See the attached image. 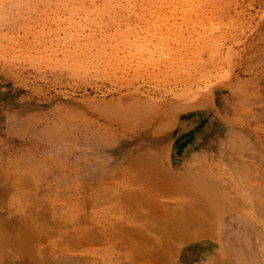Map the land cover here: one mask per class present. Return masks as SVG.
<instances>
[{
    "label": "rangeland",
    "instance_id": "1",
    "mask_svg": "<svg viewBox=\"0 0 264 264\" xmlns=\"http://www.w3.org/2000/svg\"><path fill=\"white\" fill-rule=\"evenodd\" d=\"M140 153L166 226L200 228L91 183ZM0 229V264H264V0H0Z\"/></svg>",
    "mask_w": 264,
    "mask_h": 264
},
{
    "label": "bare ground",
    "instance_id": "2",
    "mask_svg": "<svg viewBox=\"0 0 264 264\" xmlns=\"http://www.w3.org/2000/svg\"><path fill=\"white\" fill-rule=\"evenodd\" d=\"M162 1V0H161ZM91 19V18H90ZM167 110V109H166ZM169 110L170 109H168L167 111H165V113L166 112H169ZM149 112L150 111H152V110H148ZM163 114L162 115H164V112H162ZM169 114V113H168ZM160 116H158V117H163L161 114H159ZM167 115V114H166ZM170 115V114H169ZM172 115H174V114H172ZM180 115V114H179ZM171 116V115H170ZM177 116H178V114H177ZM176 116V117H177ZM196 116V115H195ZM195 116H193L192 117V120H194L195 119ZM134 117H135V115H134ZM152 117H154V116H152ZM165 117V116H164ZM179 118V117H178ZM184 118V117H183ZM151 119V118H150ZM184 119H186V118H184ZM130 120H132V119H130ZM176 120H177V118H176ZM160 122V121H159ZM150 125V124H149ZM159 125V124H158ZM157 125V126H158ZM146 126V125H145ZM184 126V125H183ZM188 127V126H187ZM181 128V127H180ZM212 128V130H214V129H217V128H219L218 126H216V127H211ZM163 129V128H162ZM211 130V131H212ZM202 131H205V132H207V133H211V131L209 130V127L207 126V127H204L203 128V130ZM140 145H142V142L141 143H139L138 144V147H135L134 149H131L130 151L131 152H135V149L136 150H138L139 151V148H140ZM137 152V151H136ZM137 153H139V152H137ZM124 155V154H123ZM138 155V156H137ZM137 155H135V156H132L131 154L130 155H128V154H125V156H122V159L124 160V163H123V165L122 166H119V167H117V166H114V165H112V166H110V168H108V167H103V163H101L100 165V167H101V170H99V172L98 173H96V174H94V175H92V177H91V183H93V181H94V183H98V184H100V183H104V182H106V181H108V180H110V179H113L114 177H116L117 175H120L121 174V178H123L124 176H126V178L128 177V181L126 180V188L124 189V191H123V194L122 195H124L125 197H127V196H130L129 198H130V200L129 201H131V202H129L130 204H135L137 201H139V206H140V209H142V212H143V214H144V216L145 215H148V214H152L153 215V217L154 218H156L157 220H158V222L160 223V222H164V226H166L169 222V220L172 218V217H174L175 215H173V213L172 214H169V215H167V213H166V206L165 205H163V203H162V201H160L159 200V198L157 199V197L159 196L158 194H157V192H158V190L156 189V193L154 192V190H148V189H146L145 191L144 190H142V188H141V186H143V185H141V183H140V180H139V178H141V181H142V176L144 175H142L141 173H140V169H138L137 167H138V165H140L141 164V162L142 161H144V159H145V157H143V156H141V153L140 154H137ZM111 157V156H110ZM158 158L159 157H156V159L154 158L153 160L155 161H157L158 160ZM166 158V157H165ZM91 163H92V160H91V162L90 161H88V162H86L85 164H83V169H84V171H83V174L82 175H87L88 174V172L90 171V169L92 168V165H91ZM152 163V162H151ZM170 163V162H169ZM138 164V165H137ZM153 165H155L154 167H155V170H157V164L155 163V164H153ZM103 167V168H102ZM148 168H150V169H154L152 166L150 167H148ZM146 169V168H145ZM142 170V169H141ZM145 171V170H144ZM173 171H174V169H173ZM147 172V171H146ZM147 174H148V172L144 175V176H146L147 177ZM181 174V173H180ZM180 174L179 173H174V174H172V173H166V174H164V172H158V176H156L157 178H159V179H164V180H167L168 182L170 181V179H171V182H173L174 180H176V179H178L179 177H180ZM140 175H141V177H140ZM183 174H181V176H182ZM187 175V174H186ZM145 177V178H146ZM152 177V176H151ZM132 178V179H131ZM145 180V179H144ZM143 180V181H144ZM147 180V179H146ZM156 180V179H155ZM152 181H154V180H152ZM86 182V181H85ZM186 184V183H185ZM145 186V185H144ZM147 186V185H146ZM112 187V186H111ZM150 187V186H149ZM162 187V186H161ZM146 188V187H145ZM163 188V187H162ZM163 191V190H162ZM161 193V192H160ZM161 194H163V193H161ZM160 194V195H161ZM123 196V197H124ZM143 196H145L144 198H143ZM204 195H200L199 197H203ZM109 197V196H108ZM115 197V196H114ZM161 197H162V199H165L164 198V195L162 196L161 195ZM175 197H177V196H175ZM207 197V196H206ZM209 197V196H208ZM211 197V196H210ZM209 197V198H210ZM120 198H121V196H120ZM167 199V198H166ZM202 199V198H201ZM213 199V198H212ZM125 200V199H124ZM169 200V199H168ZM170 200H172L171 198H170ZM205 200V199H204ZM215 200V199H214ZM126 201V200H125ZM124 201V202H125ZM128 201V200H127ZM208 201V200H207ZM111 202V204H112V200L110 201ZM120 202V201H119ZM204 202H206V201H204ZM107 203V202H106ZM114 203V202H113ZM128 203V204H129ZM104 204V203H103ZM137 204V203H136ZM135 204V205H136ZM102 205V204H101ZM106 205V204H105ZM197 205H199L200 206V201H198V203H197ZM208 205V204H207ZM170 206V205H169ZM183 206V205H182ZM192 206V205H191ZM133 207H135V206H133ZM119 208V207H118ZM132 208V207H131ZM135 209V208H134ZM181 209H182V207H181ZM180 209V210H181ZM196 209V208H195ZM205 209V208H204ZM133 210V209H132ZM131 210V211H132ZM191 210V209H190ZM135 211V210H134ZM198 211V210H197ZM205 211V210H204ZM208 211V210H207ZM227 211V210H226ZM133 212V211H132ZM141 212V213H142ZM201 212V211H200ZM86 212H84V214H85ZM135 213V212H134ZM137 213V212H136ZM204 213H207L208 214V212H204ZM45 214H46V212H45ZM49 214H50V212H49ZM49 214H47L48 216H50ZM140 215H142V214H140ZM149 215V216H150ZM199 215V214H198ZM212 215V214H211ZM40 216V215H39ZM47 216V217H48ZM42 217V216H41ZM45 218L46 219V223H48L47 222V219H49V217L48 218ZM141 217H143V216H141ZM151 217V216H150ZM198 217V216H197ZM51 218V217H50ZM139 218V217H138ZM195 218V217H194ZM44 219V220H45ZM55 219H56V217H55ZM55 219H54V221H55ZM177 219L178 220H180V225H170L169 227H167L166 226V228H168L170 231L168 232V233H170L169 234V236L171 237V235H175V234H177V235H182V232H185L186 230H189V229H198L197 227H199L198 226V221L196 222V221H194V219H192V216H190L189 214H185V215H182V217L180 218V216L178 215L177 216ZM177 219L175 218V220L177 221ZM203 219H204V217H203ZM50 220V219H49ZM62 220V219H61ZM61 220L58 222V220H57V223H59V225H60V222H61ZM78 221H74L73 222V233H74V236L76 237V242H75V246H74V244L72 245V246H74V247H71V246H69V245H67L66 244V246L64 247V249L65 250H68V252L70 251V248H74V249H76V248H78V249H80V247L82 246V242H84V241H89V240H93V239H95L96 237H95V232L92 234V231L90 232V234H89V232L88 231H86V230H84L83 228H82V226L83 225H85L86 226V221L84 220V215H83V217H81V218H78L77 219ZM132 220V219H131ZM138 220H140V219H138ZM52 221V220H51ZM53 221V222H54ZM111 221V220H110ZM56 222V221H55ZM82 223V224H79V223ZM117 222H119V221H117ZM168 222V223H167ZM201 222V221H200ZM1 223H2V221H1ZM52 223V222H51ZM86 223V224H85ZM171 223H173L172 222V220H170V224ZM203 223H205V222H203ZM202 222H201V226H202V224H203ZM3 224V223H2ZM50 224V223H49ZM48 224V225H49ZM68 223H66V225H67ZM75 224V225H74ZM128 224H130V223H128V222H122V223H119V224H110V225H108V229L110 230V231H112L111 232V234H113V233H118L117 231H119V232H124V231H127L126 229L127 228H133V227H129V225ZM176 224V223H175ZM56 225V223L54 224L53 223V226H55ZM58 224L56 225L57 227L59 226ZM65 225V224H64ZM64 225H60V229H63V232L61 233V230H58L59 231V234H60V236L61 237H64V239H66V238H68L67 236H65V234H66V229H64L63 227H64ZM88 225V224H87ZM200 225V224H199ZM105 226H107V225H105ZM71 227V226H70ZM78 227H80L79 228V230H77L78 229ZM100 227V226H99ZM136 227H138V226H136ZM140 227V226H139ZM138 227V228H139ZM56 228V227H55ZM88 228V227H87ZM96 228V227H95ZM137 228V231L139 230ZM141 228V227H140ZM200 228V227H199ZM202 228V227H201ZM212 228V227H211ZM70 229V228H69ZM93 228H91L90 230H92ZM101 229V228H100ZM99 229V230H100ZM157 229V228H156ZM57 230V229H56ZM94 230V229H93ZM117 230V231H116ZM133 231L135 230V228L134 229H132ZM132 230H128V232H131ZM0 231H1V229H0ZM69 231V230H68ZM101 231V230H100ZM106 231V230H105ZM108 231V230H107ZM109 231V232H110ZM114 231V232H113ZM132 231V232H133ZM137 231H134V232H137ZM141 231V230H140ZM161 231V230H160ZM3 232V231H2ZM2 232H0V233H2ZM6 232V231H5ZM70 232V231H69ZM139 232V231H138ZM155 232V231H154ZM158 232H159V230H158ZM156 233V234H159V233ZM206 232V231H205ZM9 233V232H8ZM101 233H102V231H101ZM162 233V232H161ZM164 233V232H163ZM5 235V233H2V235ZM7 234V233H6ZM72 234V233H71ZM79 234V235H78ZM106 234V233H105ZM107 234H108V232H107ZM110 234V233H109ZM198 234V233H197ZM8 235V234H7ZM6 235V236H7ZM11 235V234H10ZM121 235V234H120ZM167 235V234H166ZM13 236V235H12ZM99 236L100 235H97V237H98V240H100V238H101V240L102 241H100V243L101 242H103V240L105 239L104 237H100L99 238ZM101 236H102V234H101ZM106 236H109V235H106ZM114 234H113V238H114ZM168 236V235H167ZM8 237H9V235H8ZM23 237V236H22ZM69 237H72V236H69ZM111 237V238H112ZM163 237V236H162ZM2 238V237H1ZM9 238H11V237H9ZM8 238V239H9ZM27 237H25V239H26ZM102 238H104V239H102ZM110 238V239H111ZM112 238V239H113ZM126 238V237H125ZM164 238V241L166 240V238L165 237H163ZM163 238H162V240H163ZM3 240L5 239V237L4 238H2ZM1 239V240H2ZM15 239V238H14ZM21 239V238H20ZM183 239V238H182ZM17 240V239H16ZM16 240H15V242H16ZM21 240H23V239H21ZM74 240V239H73ZM107 240V239H106ZM130 240V239H129ZM152 240H154V239H152ZM152 240H149L148 238H143V239H141V240H136V241H142L143 242V244H147V243H150V241H152ZM9 241V240H8ZM29 241V240H28ZM31 241V240H30ZM96 241V240H95ZM112 241V240H111ZM124 241H125V239H124ZM134 241H135V239H134ZM164 241H162V242H164ZM170 241H172V240H170ZM179 241V240H178ZM61 242V241H60ZM64 242V241H63ZM74 242V241H73ZM175 242V241H174ZM9 243V242H8ZM25 243H27V241L25 242ZM30 243V242H29ZM89 243H91V242H89ZM124 243V242H123ZM14 244V243H13ZM28 244V243H27ZM103 244H104V242H103ZM129 244V243H128ZM133 244V243H132ZM152 244H155V245H153L152 247H150L151 248V250L152 249H155L156 247H158V246H160V245H162V243H161V239H159V236H156L155 237V241H154V243H152ZM163 244H165V243H163ZM181 243H179V245H180ZM18 245H19V242H18ZM105 245V244H104ZM107 245V244H106ZM85 246V245H84ZM83 246V247H84ZM162 246H164V245H162ZM13 247V246H12ZM18 247V249H19V247L20 246H17ZM22 247V246H21ZM20 247V248H21ZM27 247V246H26ZM0 248H1V246H0ZM14 248H15V246H14ZM179 249V248H178ZM3 250H5V249H3ZM20 250V249H19ZM24 250V249H23ZM81 250V249H80ZM146 250V249H145ZM158 250V249H157ZM123 251V250H122ZM178 251V250H177ZM26 252V251H25ZM141 252H142V250H141ZM145 253V252H144ZM147 253V252H146ZM95 255V254H94ZM184 256H185V258L187 257V256H189L190 254L188 253V252H185L184 254H183ZM59 258H60V256H59ZM113 260L114 259H116V257H114V258H112ZM134 260V259H133ZM147 262V261H146ZM125 263V262H124ZM135 263V262H134ZM136 263H139V262H136ZM149 263V262H148ZM83 264V263H82ZM105 264H113L112 262H107V263H105ZM125 264H127V262L125 263ZM177 264V263H176Z\"/></svg>",
    "mask_w": 264,
    "mask_h": 264
}]
</instances>
